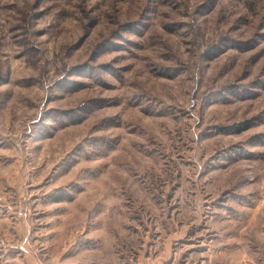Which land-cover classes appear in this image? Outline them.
<instances>
[{
    "label": "rangeland",
    "instance_id": "rangeland-1",
    "mask_svg": "<svg viewBox=\"0 0 264 264\" xmlns=\"http://www.w3.org/2000/svg\"><path fill=\"white\" fill-rule=\"evenodd\" d=\"M0 264H264V0H0Z\"/></svg>",
    "mask_w": 264,
    "mask_h": 264
}]
</instances>
